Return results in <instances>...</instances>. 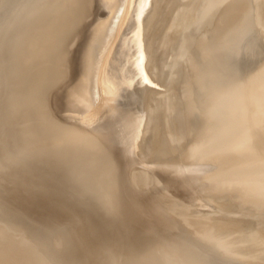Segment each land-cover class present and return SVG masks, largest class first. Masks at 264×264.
Returning <instances> with one entry per match:
<instances>
[{
    "label": "water",
    "instance_id": "1",
    "mask_svg": "<svg viewBox=\"0 0 264 264\" xmlns=\"http://www.w3.org/2000/svg\"><path fill=\"white\" fill-rule=\"evenodd\" d=\"M145 1L0 0V205L29 218L57 215L55 223L40 224L70 238L78 264H120L138 255L151 261L160 249L176 251L178 264H241L160 219L158 196L135 190L131 172L141 163L132 159L138 152L128 120L142 86L121 76L118 60L125 61L136 35V5L144 8ZM17 2L27 5L15 18ZM257 63L255 72L251 66L242 73L250 66L243 63L232 87L219 90H237L236 129L220 123L207 130L211 135L166 172L168 191L183 195L189 183L207 178L241 198L244 192L264 210V132L257 131L264 124V59ZM241 94L256 110L240 102ZM217 169L227 172L224 184L213 178ZM181 171L193 178L181 181ZM138 198L149 201L145 211L130 206Z\"/></svg>",
    "mask_w": 264,
    "mask_h": 264
},
{
    "label": "rangeland",
    "instance_id": "2",
    "mask_svg": "<svg viewBox=\"0 0 264 264\" xmlns=\"http://www.w3.org/2000/svg\"><path fill=\"white\" fill-rule=\"evenodd\" d=\"M170 1H171V3H170ZM184 1V0H183ZM205 0H191L190 1V3L188 2H186V0L184 1V2H186V3H184V2H181V0H159L157 3H153L154 5H152V7L151 8H149V14L147 15V17H146V19H147V25H146V29H145V32H144V40H145V42H147L148 43V41H149V43H150V52L152 53V55H153V50H155V52H154V56H152L151 55V62H150V68L152 69L151 71H150V73H151V75H150V77H151V79L154 81L155 80V78L156 77H159V80H161L160 82H164L163 83V85H162V87H159L160 89H158L157 91V93H155L153 96H152V98H150V100L147 102V103H145V104H143V106H142V108H143V115L140 117V119H139V121H142V123H143V128L142 129H144V131H143V135H142V138H141V146H142V150H140V152L139 153H134V155H132V159H133V157H134V159L135 160H139V162L141 163V165H140V171L143 173V179H141V181H140V186H138L137 185V187H139V188H136V186H135V190H137V189H141V190H144V191H142V192H146V193H152V194H156V196H158V199H160V201L162 202L161 204H163V203H165L164 202V200L166 201V202H169V201H167V200H172V199H174L173 200V202H176V205L174 206L175 208V211H177V212H180V213H183V209L184 208H188V205H184V204H187L188 202L189 203H191V201L193 202V199H191V196L189 195L190 194V190H191V192H193V191H195V190H197V191H195V193L196 192H198V193H196V194H198L200 197L202 196V195H204V196H202V198L201 199H203V200H201V199H199V196H197L195 193H194V195L193 196H197V200L199 201L200 200V202L197 204V206L195 207L196 209L199 207V205H201V207H199V209L200 208H203V207H206L207 208V210H206V208H203V210H202V212H201V209L199 210V209H197V210H193L194 209V206H193V209H192V211H189V213L186 211L185 213H187V214H184L185 215V217L187 216L188 217V219H187V224L188 225H183L184 227L183 228H186V226L188 227V229H193V230H195V223L194 222H206V224H209V223H220V222H223V221H228V220H230V221H232V220H241L242 218H247L248 216H253V217H250L251 218V222H254V226H255V228L256 229H258L260 232H263L262 234V236H263V239H264V210L263 209H261V208H258V206L256 205V207L254 206V204H251L252 206H250V203H248V202H245L244 203V201H245V194H244V192H243V198H241L240 200L238 199V197H236V193H238V191L236 190V189H231V188H229V187H224V186H218L217 184H216V182H210L209 181V179H207V178H204L205 180H203V181H201V180H199L198 179V182H197V180H196V183H195V185H192V186H190V190L187 192V193H185V194H183V195H180V194H178V192H175V191H168L166 188H165V186L163 185V184H165V180H167V178H166V172H170V171H172V170H175V169H169V168H171L172 166H174V165H176V164H181L182 163V161L184 160V158H185V156L188 154V152L192 149V148H194V147H196L197 145H199L201 142V139L203 138L204 139V137L208 134V133H206V131L208 130L209 132L210 131H213L214 129H215V126H216V123H215V121H216V117H213L212 116V119H205L206 118V116L204 115V113L202 112L201 113V108L200 107H196L194 104H192L191 102L189 103V105L191 104V106H193V107H191V108H194V110L195 111H200V112H198V113H200V114H202V116H201V118L200 117H198V114L197 115H195V116H197L196 118H192V117H189L190 115H193L194 113H192V114H189L188 113V111L186 112V110H185V112L187 113V114H189V116L188 115H186V117H185V120H186V125H189V127H190V130L189 129H187L188 130V133H187V131H186V133L188 134H185V133H183V134H185V136H189V137H186L185 138V140L183 141V139H181L180 137H184V135H182L181 136V134L182 133H180L181 132V130L180 131H178L179 129H178V125H180L179 124V122H180V119H181V117L179 116L180 115V113H179V115H178V113L177 112H181V115H183L184 113H182V111H184V108L185 107H189V105H186V104H182V103H187L188 104V102L187 101H184V100H182L183 98H180L181 100H179L177 97H178V95H180L181 96V94H183L184 92H187V94H188V89H185L184 87H185V85L184 84H186L187 83V85L186 86H188L189 85V81H192L193 83L191 84V87H197V85H196V81L194 80V78H190L192 75H193V72L194 71H196V69L198 68L197 67V65L199 64V63H202V64H204L205 66H206V68H207V66H208V72H207V74H209L211 77H214V79H216L217 81H218V84L220 83V86H217V87H223L224 85H226V83H223L224 82V80H227L228 81V84L226 85L227 86V88H229V86L230 87H232V84H230V82H229V80L230 79H228V78H230L232 75H234V74H230L231 72H229L230 71V66L228 65V67H224V66H226V63L227 64H229L228 63V59H227V57H228V55L231 53V52H233L234 50H237L235 47H231V45H233L232 43L233 42H231V41H234L233 39L235 38L234 36H236L237 38H235V40L236 41H238L240 38H242V41H241V39L239 40V42L241 43L242 42V44H243V41L244 40H249L250 41V43H251V41L252 42H254L255 41V43L257 44V46L255 45V43H249L251 46L252 45H255L256 47H258V49H263V50H261V51H263L262 53H264V40H263V38H264V0H253V3H250L251 2V0H223L221 3L219 2V4H218V2H217V0H213V3L212 2H209V1H212V0H208V2H207V0H206V4H208V3H210L209 4V6L208 5H206V6H208L207 8L209 9V8H211L212 6H214V5H217V6H215V7H212L211 9H209V10H212L211 12V15H209L210 13H208L207 14V12H208V9H206L207 11H206V13H205V16H204V20H206L205 22L206 23H208V21H210L208 18H211L212 20H214L215 18H217V17H220L217 21H215V23H214V21H211L212 22V28H215V26L217 27V24H221V21L223 20H226V12H228L229 10H230V8L232 7V6H235L234 4H236V8H238V7H240L239 8V10H236L235 9V7L233 8L232 7V11H234V15H237V14H240V12H241V16L240 15H237V16H235V17H233V18H235L234 20V22L232 23L231 22V20L233 19V18H231V20H230V22H229V24L227 25V27L226 28H229L230 29V31H232L233 30V35L234 36H232V34H230V32H228V36H229V34H230V38H226V36H227V32H225V31H223L224 29L226 30V31H228L226 28H222V30L220 31V30H217V31H219L220 32V34H219V32L217 33L214 29V31L215 32H213L212 33V31L213 30H211L212 28H208V27H210V25H206L207 27L206 28H208L209 30H207V29H205V27H202V26H205V24L206 23H204V24H202V26H200L201 24L199 23V21H201V19L202 18H199V16L198 15H200L201 16V14H203V11L201 12V10H202V8H204L203 6H201L202 4L203 5H205V2H204ZM216 1V2H215ZM220 1V0H219ZM167 2V3H166ZM199 2H201V4H199ZM204 2V3H203ZM143 3V2H142ZM159 3V4H158ZM212 4H214V5H212ZM221 4H223V5H221ZM254 4V5H253ZM251 5H253V6H251ZM183 6H184V8H183ZM222 6V7H221ZM231 6V7H230ZM188 7V8H187ZM202 7V8H201ZM224 7H226V9L228 10V11H226V9H223ZM230 7V8H229ZM197 8H199V11L197 12ZM168 9H170V10H168ZM183 9L184 10H186V11H184V15L182 16V14H180V13H183ZM201 9V10H200ZM218 9H220V11L218 10ZM240 9H242V10H240ZM214 10V11H213ZM217 10V11H216ZM236 10V11H235ZM222 11L224 12V14L222 13ZM231 11V10H230ZM239 11V12H238ZM169 12V13H168ZM221 13L220 15L219 14H216V13ZM237 12V13H236ZM151 13V14H150ZM195 13L196 14H198V13H201V14H198L197 15V17H196V15H195ZM233 13V12H232ZM206 14H207V16H206ZM179 15H180V17H179ZM204 15V14H203ZM214 15V16H213ZM177 16V17H176ZM239 16V17H238ZM178 17H179V19H178ZM205 17H207V18H205ZM244 19H242V18ZM247 17H249L251 20H249V18H247ZM183 18H185V21H183L184 19ZM188 18H190V19H188ZM191 18L193 19V18H197V19H199V20H197V19H193V20H191ZM237 18H239V20H237ZM177 19V20H176ZM187 19H188V21H187ZM243 20V23H244V21L246 22V26L243 24V23H237V21H239L240 22V20ZM197 20V21H196ZM204 20H202V21H204ZM242 20H241V22H242ZM248 20L250 21L249 23H248ZM184 22V25H181V23H183ZM233 21V20H232ZM185 22H187V23H185ZM179 23V24H178ZM189 23H191V24H189ZM193 23H195V24H197V25H194ZM198 23H199V25H198ZM203 23V22H202ZM234 23H235V25H237V26H235L234 25ZM177 24V25H176ZM189 25V27H191V25H193V27H192V29H189V27H187V25ZM233 24V25H232ZM241 24H243L242 26H240V27H238L239 25H241ZM179 25H181L182 27L183 26H185V27H183V28H180V26ZM222 25V24H221ZM181 29V30H184L183 32H181V31H179L178 33H175V32H177L178 30H180V29H178V27ZM202 27V28H204V30L205 31H201L200 29H202V28H200V27ZM235 26V27H234ZM194 27H199V28H196V30H193V28ZM224 27V26H223ZM243 27V28H242ZM185 28V29H184ZM231 28H233V29H231ZM253 28H254V30H253ZM241 29V30H240ZM255 29H257V30H255ZM177 30V31H176ZM188 30V32H186ZM191 30V31H190ZM199 30H200V32H199ZM238 30V31H237ZM242 30L243 31H245V33L244 32H242ZM252 30V31H251ZM175 31V32H174ZM206 31H210V32H206ZM240 31V32H239ZM253 31H255V33H257L258 35H257V37H259L260 35H259V33L262 35L261 37H259V38H256L255 37V33H253ZM258 31V32H257ZM184 32L186 33V34H184ZM193 32V33H192ZM195 32H199L197 35H199V36H197V35H195ZM202 32H205V38L203 37V33ZM235 32H239V33H242L243 35H240V34H238V33H235ZM190 33H192V34H190ZM200 33H201V35H202V37L200 36ZM210 33V34H209ZM217 34V35H222V36H217L216 37V39H215V36L213 35V34ZM176 34H179L180 35V37L181 36H183V38H181V41H180V37L178 38V36L176 35ZM240 35L239 37H238V35ZM186 35H188V36H195V37H193V38H191V37H186ZM225 35V36H224ZM247 35V36H246ZM173 36V37H172ZM185 36V37H184ZM207 36H209V37H207ZM211 36V37H210ZM214 37V39H215V41H214V43H210L211 41H209L211 38L213 39V37ZM232 36V37H231ZM242 36V37H241ZM247 38H246V37ZM172 37V38H171ZM175 37V38H174ZM222 37H225L226 39H222ZM245 37V39L243 40V38ZM187 38V40H185ZM190 38V39H189ZM201 38H203V39H201ZM217 38H219V40L217 39ZM174 41V39H175V41L172 43V44H174L175 43V45L174 46H170L171 44V42H172V40ZM179 39V40H178ZM195 41H194V40ZM223 40L222 41V43H219L221 40ZM227 39H232V40H227ZM261 39H262V41H261ZM183 40V41H182ZM191 41V42H194V43H190V42H185V41ZM202 40V41H201ZM207 40V41H206ZM217 40V41H216ZM179 42L180 44H182V45H178V43H176V42ZM236 41H234V44L236 45V46H240L239 44V42H236ZM249 41H247V43L249 42ZM195 42H198V45H199V43L201 42V45H202V47H203V49L202 48H199L198 46H196L195 44ZM216 42H218V44H216ZM231 42V44L229 45V43ZM245 42V41H244ZM185 43V45H183ZM223 43H225V45L223 44ZM247 43H244L246 46H247ZM186 44H189V45H186ZM194 45V47L196 48V49H199V51H200V53H199V51L198 50H196L194 47H193V49H191L192 48V46L191 45ZM205 44V45H204ZM211 44H212V46H211ZM215 44V45H214ZM222 45V47H220L219 45ZM238 44V45H237ZM241 44V45H242ZM177 46V48H175ZM182 46H184V47H182ZM208 46V47H207ZM227 46V48L230 46V48L229 49H226L225 48V51L223 50L224 49V47H226ZM244 46V45H243ZM243 46H241V47H243ZM251 46H249L248 48L249 49H252V47ZM259 46H261L260 48H259ZM211 47H213V48H215V49H213V48H211ZM218 49H217V48ZM182 48V49H181ZM184 48L185 49H187V50H185V51H183L184 50ZM209 48H211V49H209ZM220 48H222V49H220ZM244 48H246L247 50H248V48L247 47H245L244 46ZM254 48V47H253ZM153 49V50H152ZM169 49V50H168ZM208 49V50H207ZM233 49V51H231ZM242 49V51H243V53H244V51H246V49L245 50H243V48H241ZM193 50V51H192ZM217 50H220V51H217ZM223 52H222V51ZM228 50V51H227ZM229 50L231 51V52H229ZM238 50L240 51V47H238ZM253 50H257V48H255V49H252V50H248L247 52H245L244 54L245 55H247L246 53H248L249 51H250V53L249 54H251V56H253V53H255V51H253ZM259 50V51H260ZM188 51V53H189V51L192 53H194L195 52V54H189L188 55V57L190 56V55H192V56H190L189 58L187 57V54H186V52ZM203 51H204V53H203ZM207 51V52H206ZM216 51V53H214V54H212V52H215ZM252 51H253V53H252ZM258 51V50H257ZM256 51V52H257ZM165 53V54H162V53ZM183 52H185V58H186V60H191V59H193L191 62H189V61H186L185 60V62L187 63H189L188 65L187 64H183V62H184V60L183 59H185L184 58V54H181V53H183ZM218 52H222V54L224 53V55L222 56V54H221V57H224V58H219V56H220V54L218 53ZM226 52H228V53H226ZM236 53L235 54H237L238 55V53L241 55L242 53H241V51L240 52H237V51H235ZM159 53H161V54H159ZM198 53V54H197ZM203 53V54H202ZM207 53H209V54H207ZM258 53V52H257ZM212 54V55H211ZM216 54H219V55H216ZM227 54V55H226ZM260 55H258L257 54V56H255L256 54H254V57H258V58H253V57H251L250 58V56L249 55H247V56H249V57H243V55L242 56H240V57H242V59L244 58H246V59H248V58H250L249 60H246V61H250V62H252V63H249V65L250 66H256V65H252L253 63H254V61H255V59H256V61H260V59H264L263 57H262V55L263 54H261V53H259ZM204 56V58L206 59V57H207V61L209 60V62H210V64H208V63H205V62H203V61H206L205 59H202L203 58V56ZM181 56H183L182 57V61H179L178 62V60H180L179 58H181ZM209 56H211V58L209 57ZM213 56H215V57H213ZM217 56V57H216ZM191 57H195V58H191ZM198 59H197V58ZM201 57V58H200ZM209 57V58H208ZM201 60H200V59ZM214 58V59H213ZM238 58H239V56H238ZM253 58V60L251 61V59ZM196 59H197V61H198V64L196 63ZM213 59V60H212ZM239 59H241V58H239ZM210 60H212V62L210 61ZM214 60H216L217 61V63L218 62H220V64H218V65H220L219 67H221V66H223V67H221V68H216V66H218L216 63H213V61ZM219 60H221V61H219ZM223 60H225V61H223ZM199 61H202V62H199ZM223 61V62H222ZM227 61V62H226ZM244 60H242V62H243ZM255 61V63L254 64H258L257 62ZM258 61V62H259ZM180 62H181V64L183 65V66H180L181 64H180ZM215 62V61H214ZM226 62V63H225ZM190 63L191 64H194V66L193 65H190ZM196 63V64H195ZM211 63H213V65L215 66H210L211 65ZM224 63H225V65H224ZM243 63H245V62H243ZM231 65V64H230ZM179 66H180V70H179V72H178V68H179ZM184 66H186V68L184 67ZM249 66V67H250ZM193 68V71H191V70H189L190 68ZM195 67H197L196 69H195ZM209 67H211V68H209ZM248 67V68H249ZM257 67V66H256ZM189 68V69H188ZM191 68V69H192ZM213 68H215V69H213ZM227 68H229L228 70H226ZM247 68V69H248ZM181 69H184V70H181ZM211 69H213L212 71L213 72H211ZM220 69V70H219ZM246 69V70H247ZM186 70H188V71H186ZM223 70H224V73L225 72H227L226 74L227 75H225V74H223ZM244 71V73H246L247 71ZM253 70L255 71L256 69L255 68H253ZM190 71L192 72V73H190ZM209 71L211 72V74L209 73ZM222 72V74H221V76H220V78H219V72ZM250 71H251V68H250ZM182 72V73H181ZM215 72V73H214ZM149 73V74H150ZM181 73V74H180ZM243 73V72H242ZM178 74H180L181 76H177ZM186 74V77L188 76V74L190 75V74H192L190 77L188 76L187 78H184V76L183 75H185ZM218 74V78H217V75ZM206 75V74H205ZM205 75H204V78H203V84H205V85H207L208 86V90H209V87L210 88H212V86L213 85H217V81H215V80H213V78H211L209 75L207 76V77H205ZM230 75V76H229ZM176 77H178V78H181V79H179V80H184L185 81V83H183L182 85L184 86H180V87H183V89H185L186 91H180V90H182V89H180V90H178L179 88H178V85H180L181 84V82H184V81H177L178 80V78L177 79H174V78H176ZM211 79H210V78ZM224 77H228V78H224ZM234 77V76H233ZM190 78V79H189ZM206 78V79H205ZM207 78H209L210 80H213V81H210L209 79V81L211 82H208L207 81ZM223 78H224V80H223ZM232 78V77H231ZM223 81L222 83L224 84H221V80ZM172 80V81H171ZM239 80V79H238ZM150 82V80H149V83L150 84H148V85H150V87H155L154 86V82ZM173 81H175V82H173ZM146 82V81H145ZM180 82V83H179ZM226 82V81H225ZM236 82V81H235ZM213 83V84H212ZM230 84V85H229ZM172 85H174V86H172ZM222 85V86H221ZM158 86V85H157ZM226 86H224V87H226ZM223 87V88H224ZM174 89V90H173ZM213 90L211 91V92H213V95H212V97H214L213 98V100H215V101H213L212 100V103H213V106H214V108L216 109V110H219V108H221V107H219L221 104H223L224 103V101H225V99H226V95H224V94H222L221 92L219 93L218 91H215V90H217V89H215L214 90V88H212ZM222 89V88H221ZM170 91V92H169ZM175 91H177V92H175ZM178 91H180V92H182V93H180L179 94V92ZM219 94H218V93ZM187 94H184V95H186V96H188ZM211 94V93H210ZM216 94V95H215ZM218 95V96H217ZM174 96H176L175 98H174ZM183 96V95H182ZM185 96V97H186ZM184 97V96H183ZM189 97V96H188ZM191 97V96H190ZM192 98V97H191ZM191 98H185L186 100H191ZM174 99H177V100H179V102H181V101H183V102H181V103H179L177 100V102L176 103H178V104H175V100ZM216 99H218V100H216ZM192 101V100H191ZM193 102V101H192ZM173 104H175V105H173ZM183 105V106H181V105ZM218 104H220V105H218ZM138 105V104H137ZM184 105H186L185 107H184ZM173 107L175 108H177V109H175V110H180V111H177V112H173ZM180 107H184V108H182V111H181V109H180ZM212 107V106H211ZM223 107V106H222ZM191 108H189V109H191ZM196 108L198 109H200V110H196ZM185 109H187L188 110V108H185ZM135 111V110H134ZM191 111L193 112V110L191 109ZM190 111V112H191ZM136 112H138V109L136 110ZM145 113V114H144ZM173 113V114H172ZM196 113V112H195ZM171 115V116H170ZM175 116H178L179 118H175ZM184 116V115H183ZM189 117V119H188V117ZM200 116V115H199ZM160 117V118H159ZM171 117H172V119H171ZM174 117V118H173ZM157 118V119H156ZM191 118V119H190ZM208 118V117H207ZM175 119V120H174ZM178 121H177V120ZM196 119V120H195ZM197 119L199 120L198 121V123L200 122V127H198V123H197ZM202 119H204V120H202ZM176 123H177V126H176ZM188 123V124H187ZM191 124V125H190ZM160 126V130H159V132H156L155 131V129H156V127L157 126ZM197 125V126H196ZM195 127V128H197L196 130H195V128H193V131H191L192 130V127ZM211 127V128H210ZM171 128L174 130H172L171 131ZM186 128V127H185ZM147 129V130H146ZM261 129H262V131H261ZM186 130V129H185ZM202 130V131H201ZM190 131H191V133L193 132V134H194V136L196 137V138H198V139H192L191 137L193 136L191 133H190ZM257 131L258 132H264V124H262V123H260L259 125H258V127H257ZM197 133V135L195 134V133ZM164 133V134H163ZM176 133V134H175ZM189 133H190V135H189ZM173 134V135H172ZM198 135H201L200 136V138H199V136ZM158 136H162V137H164L165 138V140L167 139V141H169L168 143H169V145L170 146H173V148H175L174 150H173V152L171 153L172 155H170V154H168L167 152H160V153H155V154H152V152H153V150L152 149H155V147L156 146H153L154 144H152L151 142L153 141V139H154V137H158ZM167 136V137H166ZM176 136H179V139H177V141H176V139L175 138H178V137H176ZM189 138V139H188ZM159 139H160V137H159ZM175 139V140H174ZM180 139L183 141V142H186V143H188V144H184L185 145V147L183 146V145H181V144H183V143H181L180 142ZM187 139L188 140H194V141H191V143H190V145H189V141H187ZM176 141V142H170V141ZM158 141H160V140H158ZM181 143H179V142ZM195 141H197V142H195ZM179 143V145H177L176 144V146H175V143ZM193 143V144H192ZM150 144H151V148H149L150 147ZM172 144V145H171ZM169 147V146H168ZM179 147H181V149L182 148H184V153H185V149H186V153L184 154L183 153V150H182V153H181V151L179 150ZM189 147V148H188ZM191 147V148H190ZM178 149V150H177ZM189 151H188V150ZM155 150H159V149H155ZM172 150V149H171ZM174 151H179V152H174ZM257 151H261V149H258ZM167 153V154H166ZM140 156H139V155ZM177 154H178V156H179V158H175L176 156H177ZM180 154H181V156H180ZM152 155H154V156H152ZM157 155H158V157H157ZM162 155H164L163 156V158L162 159H160L161 158V156ZM172 156L171 157V159H172V161H169L168 163H166L165 164V162H163V164L164 165H162V166H156V165H160V164H157V163H162L161 162V160L162 161H168L170 158V156ZM173 155H175V156H173ZM183 155V156H182ZM185 155V156H184ZM142 156V157H141ZM149 156V157H148ZM177 156V157H178ZM145 157H147L148 159H144ZM154 157V158H153ZM183 157V158H182ZM141 158H142V160H141ZM150 158V159H149ZM157 158V159H156ZM166 158H168V159H166ZM175 158V159H174ZM174 159V160H173ZM179 159V160H178ZM134 160V161H135ZM153 160H155V161H153ZM178 160V161H177ZM148 161V162H147ZM145 162H147L148 163V167H145V166H147V163H145ZM151 162V163H150ZM154 162V163H153ZM174 162V163H173ZM184 162V161H183ZM144 163V164H143ZM155 163H156V165H155ZM169 163H173V164H169ZM151 164H153V167L154 168H156V167H160L161 169H159V171H161V170H163V171H161V172H159V171H157L158 169H155V170H151L150 168H151ZM168 164V165H167ZM143 165V166H142ZM166 165H167V167H166ZM133 166V165H132ZM141 167H143V168H147L146 170L145 169H141ZM150 167V168H149ZM164 167H166V168H164ZM153 168V169H154ZM142 170H144V171H142ZM149 170H151V171H149ZM170 170V171H169ZM145 171H148V172H146V174H145ZM153 171H155V173L157 174V175H159V177L157 178H154V177H152V175H151V179H153V180H151L154 184H151V185H149V183H152L151 181H148V180H150V176H149V174H151ZM157 172H159V173H157ZM154 173V174H155ZM153 174V175H154ZM157 175H155V176H157ZM149 176V177H148ZM149 178V179H148ZM156 179H158L157 180V182H156ZM142 184H148V185H146L145 187H147V188H145L144 187V185H142ZM150 186V187H149ZM166 189V190H165ZM194 189V190H193ZM193 190V191H192ZM198 190H200V191H198ZM204 190H205V192H204ZM207 190V191H206ZM220 190V191H219ZM236 191V193L234 194V196L235 197H233V198H230L231 196H233V194L230 196V195H228L227 196V194H230L231 192H234V191ZM209 191V192H208ZM218 192L219 191V193H217V194H215L216 192ZM223 191H225V193L226 192H230V193H222ZM201 193V194H200ZM212 193V194H211ZM221 193V194H220ZM163 194H166L167 195V197H166V195H163ZM192 194V193H191ZM207 196H206V195ZM212 195V196H210V195ZM222 194H224V196L222 195ZM239 194V193H238ZM238 194H237V196H238ZM168 195H170L169 197H168ZM187 195H189V196H187ZM216 195H218V196H216ZM161 196H163V198L161 197ZM171 196L173 197V198H171ZM193 196H192V198H193ZM210 196V197H209ZM216 196V197H215ZM176 197L178 198L179 197V199H176ZM187 197H189V199L191 200V201H189V199H187ZM203 197H206V199H204ZM230 198V200H229V198ZM185 200H184V199ZM217 198V199H216ZM220 198V199H219ZM235 198V199H234ZM237 198V199H236ZM13 199V198H12ZM164 199V200H163ZM244 199V201H241V200H243ZM15 200V199H14ZM181 200H183V201H181ZM205 200H207V202L209 201V200H211V201H209V202H211L210 203V205L209 204H207L206 202H204ZM232 200H233V202L234 203H231L232 202ZM235 200V201H234ZM238 200H239V202H238ZM182 203H184V204H182ZM214 201V202H213ZM223 201V202H222ZM224 201H226V202H224ZM172 202V201H171ZM170 202V203H171ZM178 202V203H177ZM187 202V203H186ZM238 202V203H237ZM252 202V201H251ZM181 203V204H180ZM200 203H205V204H200ZM177 204H180V205H182L181 206V208H180V205H177ZM192 204V203H191ZM213 204V205H212ZM203 205H205V206H203ZM179 206V207H178ZM187 206V207H186ZM243 206V207H242ZM190 208H191V206H189ZM249 207V208H248ZM205 209V210H204ZM261 209V210H260ZM4 210V209H3ZM199 210V211H198ZM209 210H211V211H209ZM257 211V212H256ZM0 212L3 214V215H5V216H7V218H9V216L12 218L11 220H14V221H16V219H18V218H15V217H12L13 216V214H10L9 212H7V211H2V210H0ZM250 212V213H249ZM262 212H263V214H262ZM202 213V214H201ZM252 213V214H251ZM254 214V215H253ZM171 215H173V213H171ZM256 215V216H255ZM174 217H172V216H170L171 218H172V220H174V221H176V222H182V220L180 219V218H178V217H181L179 214H176L175 213V215H173ZM178 216V217H177ZM23 218H27V221L29 220V222L31 221L32 222V220H31V218H29V217H27V215H24V216H22ZM206 217V218H205ZM239 217V218H238ZM256 217H258V218H256ZM180 220V221H179ZM189 220H190V222H189ZM254 220H257V221H254ZM192 227H191V226ZM45 226H48V225H45ZM51 226V225H50ZM52 228H51V230L49 229L48 231H50L51 232V234H52V236H51V239H48L49 240V244L47 245V246H49V248H42L43 249V251L41 250V249H39V248H37L36 250H37V252L38 253H40V254H42L41 255V258L43 259V257H46V262L48 261V264H52L53 262L50 260L51 258H54V260L55 259H57V258H60L61 256L63 257L64 255V252H66V251H68L70 248L72 249V245L69 243V240H70V238H68L67 236H66V234H64L63 232H62V230L61 229H59L58 227H53V226H51ZM191 227V228H190ZM17 228L16 227H14V228H12V229H9V231H11V233H17L16 231H14V230H16ZM187 232L189 233H191V232H193L192 230H187ZM60 234V237H59V234ZM197 233H199V232H197ZM228 235H230V237L231 236H233V234H231L230 233V231H228ZM54 234V235H53ZM192 234V233H191ZM17 235H18V233H17ZM195 235H197V234H195ZM201 235V234H200ZM220 235H225V234H223V233H220ZM55 236V237H54ZM197 236H199V234L197 235ZM63 237V238H62ZM57 238H59L60 239V241L59 242H55L56 240H57ZM32 241V242H31ZM30 242H28V244H27V246L25 247L26 249H27V247L29 246V247H32V246H30V245H32V244H34L35 242H39V240L37 239V241L35 240V241H33V240H31ZM53 242L55 243V245L53 244ZM262 242V241H261ZM53 246H51V245ZM55 247H57L58 249H56ZM61 247V248H60ZM62 248H65V249H62ZM59 250H60V253H59ZM57 251V256H56V254L54 253V252H56ZM44 253H46V254H44ZM58 253H59V256H58ZM50 257V258H49ZM57 257V258H56ZM72 257H73V259H75V255H73L72 254ZM53 260V259H52ZM56 261V260H55ZM54 261V262H55ZM55 264V263H54Z\"/></svg>",
    "mask_w": 264,
    "mask_h": 264
},
{
    "label": "bare ground",
    "instance_id": "3",
    "mask_svg": "<svg viewBox=\"0 0 264 264\" xmlns=\"http://www.w3.org/2000/svg\"><path fill=\"white\" fill-rule=\"evenodd\" d=\"M159 0H146L145 1V3H144V5H145V7L143 8L141 5V7H139V5L137 4L136 6H137V10H138V12L136 13V14H138V15H136V17H137V19H136V35H135V39H134V41H132V44L130 45V44H128V46H129V49H128V51H125V57H124V60L125 61H127V62H125V61H123L122 62V60L120 59V60H118V64H119V69H120V74H121V76H123L124 78H125V80H128V82L131 80V79H134V81L137 83V84H140V86H142L141 88L142 89H140L141 90V93H142V95L140 96V101H139V108H137L138 109V112H135V114L134 115H132L131 116V118L128 120V122L130 121L134 126H135V128H134V138L132 139V142H133V144H134V149H135V151L136 152H140V150H142L143 148H142V144H141V138H142V135H143V131H144V129H142L143 128V123H142V121H139V119H140V117L143 115V108H142V106H143V104H145V103H147L149 100H150V98H152V96L155 94V93H157L158 91V89H160L159 87H162V85H163V83L165 82H160L161 80H159V77H156L155 78V82L151 79V77H150V75H151V73H150V71L152 70L151 68H150V62H151V55H152V53L150 52V43H149V41H148V43L147 42H145V40H144V32H145V29H146V25H147V19H146V17H147V15L149 14V10L146 8L147 7V5H148V8L150 7H152V5H154L155 3H157ZM185 1V0H184ZM183 0H181V2H184ZM190 1L191 0H186V2L188 3H190ZM223 0H217V2H218V4H219V2L221 3ZM144 2V1H143ZM186 2H184V3H186ZM205 2V5H201V6H205L204 8H202V10H201V12L203 11V14H201V13H198V14H201V16L200 15H198V14H196L195 13V15H196V17H197V15L199 16V18H202L201 19V21H199V23L201 24L200 26H202V24H204V23H206L205 21L206 20H204V16H205V13H206V9H208L207 7L209 6V4L210 3H208V4H206L207 2H208V0H207V2H206V0L204 1ZM203 2V3H204ZM209 2H212L213 3V0L212 1H209ZM216 2V1H215ZM154 3V4H153ZM167 3V2H166ZM170 3H171V1H170ZM250 3H253V0H251V2ZM143 4V3H142ZM159 4V3H158ZM199 4H201V2H199ZM27 4H21V3H16V5L14 6V8H13V12H12V14H13V16H15V18L17 17V15L19 14V12H20V10H22L23 9V7L24 6H26ZM206 5H208V6H206ZM212 5H214V4H212ZM221 5H223V4H221ZM235 6H236V4H234ZM254 5V4H253ZM253 5H251V6H253ZM215 6H217V5H214V6H212V7H215ZM210 7V6H209ZM211 7V8H212ZM222 7V6H221ZM231 7V6H230ZM229 7V8H230ZM237 7V6H236ZM235 7V9L236 10H239V8L240 7H238V8H236ZM183 8H184V6H183ZM188 8V7H187ZM211 8H209V9H211ZM234 8V7H233ZM198 10H197V12L199 11V8H197ZM208 9V12H207V14L208 13H210L209 15H211V11L212 10H209ZM223 9H226V7H224ZM146 12H145V11ZM168 10H170V9H168ZM219 11H220V9H218ZM231 10H233V9H231ZM235 10V11H236ZM240 10H242V9H240ZM139 11L141 12V14H143L144 12H145V14H143V16H141L140 15V17H139ZM184 11H186V10H184L183 9V13H180V14H182V16L185 14L184 13ZM214 11V10H213ZM217 11V10H216ZM226 11H228L227 9H226ZM233 12V17H235V16H237V15H240L241 16V12H240V14H237V15H234V11H232ZM239 12V11H238ZM169 13V12H168ZM216 13V12H215ZM222 13L224 14V12L222 11ZM237 13V12H236ZM151 14V13H150ZM207 14H206V16H207ZM216 14H219V13H216ZM221 14V13H220ZM219 14V15H220ZM214 16V15H213ZM177 17V16H176ZM179 17H180V15H179ZM179 17H178V19H179ZM239 17V16H238ZM205 18H207V17H205ZM220 17H217V18H215L214 20H212L211 18H208L210 21H208V23H206L205 24V26H202V27H205V29H207V30H209L208 28H212V22L211 21H214V23H215V21H217L218 19H219ZM242 18V17H241ZM247 18H249V17H247ZM184 20L183 21H185V18H183ZM188 19H190V18H188ZM188 19H187V21H188ZM193 19H197V18H193ZM192 18H191V20H193ZM235 18H233L232 20H231V22L233 23L235 20H234ZM243 19V18H242ZM241 19V20H242ZM245 19V18H244ZM243 19V20H244ZM177 20V19H176ZM197 20H199V19H197ZM196 20V21H197ZM202 20H204V21H202ZM237 20H239V18H237ZM241 20H240V22L239 21H237V23H243V20H242V22H241ZM249 20H251L250 18H249ZM248 20V23L250 22ZM182 21V22H183ZM203 22V23H202ZM227 22H228V20H227ZM185 23H187V22H185ZM199 23H198V25H199ZM221 23H222V25L224 26L225 25V22H223V20L221 21ZM179 24V23H178ZM188 24V23H187ZM186 24V25H187ZM189 24H191V23H189ZM194 25H197V24H195V23H193ZM244 25L246 24V22L244 21V23H243ZM243 24H241V25H239L238 27H240V26H242ZM177 25V24H176ZM181 25H184V22L183 23H181ZM181 25H179L180 26V28H183V27H185V26H181ZM208 25H210V27H208V28H206ZM219 25H221V24H217V26H219ZM228 25V24H227ZM233 25V24H232ZM234 25H235V23H234ZM243 25V26H244ZM199 26V27H200ZM235 26H237V25H235ZM234 26V27H235ZM246 26V25H245ZM178 27V26H177ZM187 27H189V25H187ZM192 27H193V25H191V27H189V29H192ZM199 27H194L193 28V30H196V28H199ZM202 27H200V28H202ZM179 27H178V29H180ZM199 28V29H200ZM225 28V27H224ZM241 28V27H240ZM243 28V27H242ZM185 29V28H184ZM215 30L217 33L219 32V31H217V30H219V28L218 27H216L215 26V28H212L211 30ZM228 31H226L225 29L223 30V31H225V32H227V36H226V38L228 37V38H230L229 36H230V34H232V36H234L233 35V30L232 31H230V29L229 28H226ZM231 29H233V28H231ZM201 31H205L204 30V28H202V29H200ZM200 30H199V32H200ZM212 31V33L213 32H215V31ZM221 30H222V28H221ZM220 30V31H221ZM241 30V29H240ZM253 30H254V28H253ZM255 30H257V29H255ZM177 31V30H176ZM179 31H181V32H183L184 30H178L177 32H175V33H178ZM191 31V30H190ZM197 31V30H196ZM238 31V30H237ZM252 31V30H251ZM186 32H188V30L186 31ZM198 32V33H199ZM206 32H210V31H206ZM228 32H230V34H229V36H228ZM240 32V31H239ZM239 32H235V33H238V34H240V35H243L242 33H239ZM242 32H244L245 33V31H243L242 30ZM258 32V31H257ZM189 33V32H188ZM193 33V32H192ZM192 33H190V34H192ZM197 32H195V35H197L198 34ZM203 33V37L205 38V32H202ZM253 33H255V31H253ZM184 34H186L185 32H184ZM210 34V33H209ZM219 34H220V32H219ZM237 34V35H238ZM262 34V33H261ZM260 33H259V37H261L262 35H261ZM177 36H178V38L180 37V35L179 34H176ZM214 36H215V39H216V37L217 36H219V35H217V34H213ZM240 35H238V37L240 36ZM257 33H255V37L256 38H259V37H257ZM188 35H186V37H187ZM197 36H199V35H197ZM200 36L202 37V35H201V33H200ZM220 36H222V35H220ZM219 36V37H220ZM225 36V35H224ZM231 36V37H232ZM247 36V35H246ZM245 36V37H246ZM173 37V36H172ZM171 37V38H172ZM185 37V36H184ZM188 37H191V38H193V37H195V36H188ZM207 37H209V36H207ZM211 37V36H210ZM213 37V36H212ZM235 38H237L236 36H234ZM242 37V36H241ZM245 37L243 38V40L245 39ZM175 38V37H174ZM181 38H183V36H181L179 39H180V41H181ZM196 38V37H195ZM225 37H222V39H226ZM235 38L233 39L234 41H236L235 40ZM247 38V37H246ZM178 39V40H179ZM190 39V38H189ZM201 39H203V38H201ZM215 39H214V37H213V39L211 38L209 41H211L210 43H214V41H215ZM218 40H219V38H217ZM241 39V41H242V38H240ZM239 39V40H240ZM172 40V39H171ZM185 40H187V38L185 39ZM194 40V39H193ZM221 40V39H220ZM227 40H229V39H227ZM230 40H232V39H230ZM229 40V41H230ZM239 40L238 41H236V42H239ZM263 40H264V38H263ZM174 41H175V39H174ZM173 40H172V42L170 43L171 45L170 46H174L175 45V43L174 44H172L173 42H174ZM179 41V42H180ZM183 41V40H182ZM195 41V40H194ZM202 41V40H201ZM207 41V40H206ZM217 41V40H216ZM222 41L223 40H221L219 43H222ZM234 41H231V42H233L232 44L233 45H231V47L233 46V47H235L237 50H235V51H237V52H240L241 51V55L238 53V55L237 54H235L236 52H231L230 54L228 53V52H226V53H228L229 55H228V57H227V59H228V63L229 64H227L226 62V66H224V67H228V65L230 66L229 68H230V71L228 70L229 68H227L226 70H228L229 72H231L230 74H234V75H232L230 78H228V77H224V78H228V79H230L229 81H231L232 79H233V76H234V79H235V77H236V75H235V73L236 74H238L237 72H234V71H239V69H240V67L243 65V62H247L246 60H249L251 57H253V58H258V57H254V54H256L255 56H257V54L258 55H260L259 53H261V54H263L264 55V53H262L263 51H261V50H263V49H258V47H256L257 46V44L255 43V41L254 42H252L251 41V43L253 44V43H255V45H250L251 43H250V41L249 40H247V41H249L248 43H247V41L246 40H244L243 41V44H242V42L239 44L240 46H236L235 44H234ZM261 41H262V39H261ZM178 41L176 42V43H178V45H182V44H180ZM185 42H190V43H194V42H191V41H185ZM231 42L229 43V45L231 44ZM196 44V46H198L199 48H202L203 49V47H202V45H201V42L199 43V45H198V42H195ZM244 43H247V46L244 44ZM250 43V44H249ZM216 44H218V42H216ZM224 45H225V43H223ZM242 44V45H241ZM183 45H185V43L183 44ZM186 45H189V44H186ZM205 45V44H204ZM215 45V44H214ZM238 45V44H237ZM245 47H249V46H251L252 47V49H255V48H257V50H253V51H255V53H253V51H252V53H253V56H251V54H249L250 53V51L248 52V53H246L247 55H249L250 56V58H248V59H242V57H240V56H242L243 55V57H249V56H247V55H245L244 53L245 52H247L248 50H252V49H249L248 48V50L246 49V48H244V46ZM192 46V48L191 49H193V47H194V45L192 44L191 45ZM211 46H212V44H211ZM220 47H222V45L220 44L219 45ZM241 46H243V47H241ZM182 47H184V46H182ZM208 47V46H207ZM232 47V48H233ZM238 47H240V51L238 50ZM254 47V48H253ZM261 46H259V48H260ZM175 48H177V46L175 47ZM195 48V47H194ZM211 48H213V47H211ZM211 48H209V49H211ZM217 48V47H216ZM223 48V47H222ZM222 48H220V49H222ZM225 48L226 49H229L230 48V46L227 48V46L226 47H224V51H225ZM241 48H243V50H245L246 49V51H244V53H243V51H242V49ZM182 49V48H181ZM196 49V48H195ZM213 49H215V48H213ZM218 49V48H217ZM231 49V48H230ZM153 50V49H152ZM169 50V49H168ZM185 50H187V49H185L184 48V50L183 51H185ZM196 50H198L199 51V49H196ZM208 50V49H207ZM260 50V51H259ZM193 51V50H192ZM217 51H220V50H217ZM222 51V50H221ZM228 51V50H227ZM258 53H257V52ZM154 52H155V50H153V55L152 56H154ZM207 52V51H206ZM223 52V51H222ZM222 52H218L219 54H220V56H219V58L221 57V54H222ZM229 52H230V50H229ZM162 53V52H161ZM161 53H159V54H161ZM188 53V51L186 52V54ZM191 52L189 51V53L187 54V57H188V55L190 54ZM199 53H200V51H199ZM203 53H204V51H203ZM202 53V54H203ZM214 53H216V51L215 52H212V54H214ZM162 54H165V53H162ZM181 54H184V58H185V52H183V53H181ZM191 54H195V52L193 53H191ZM198 54V53H197ZM207 54H209V53H207ZM211 54V55H212ZM219 54H216V55H219ZM224 55V53L222 54V56ZM227 55V54H226ZM262 55V56H263ZM190 56H192V55H190ZM189 56V57H190ZM203 56V55H202ZM225 56V55H224ZM238 56H239V58H241V59H239L238 58ZM182 57L183 56H181V58H179L180 60H178V62L179 61H182ZM186 57V58H187ZM188 57V58H189ZM210 58H211V56H209ZM208 57V58H209ZM213 57H215V56H213ZM217 57V56H216ZM186 58L185 59H183L184 60V62H183V64H189L188 62L186 63L185 62V60H186ZM191 58H195V57H191ZM197 58V57H196ZM201 58V57H200ZM199 58V59H200ZM221 58H224V57H221ZM253 58L251 59V61L253 60ZM198 59V58H197ZM197 59H196V63L198 64V61H197ZM202 59H205L204 58V56H203V58ZM206 59H207V57H206ZM205 59V60H206ZM214 59V58H213ZM212 59V60H213ZM225 59V58H224ZM193 59H191V60H186V61H189V62H191ZM201 60V59H200ZM212 60H210L211 62H212ZM242 60H244L243 62H242ZM261 60V59H260ZM215 61V62H214ZM213 61V63H216L217 65L218 64H220V62H218L217 63V61L216 60H214ZM219 61H221V60H219ZM223 61H225V60H223ZM222 61V62H223ZM255 61H256V59H255ZM255 61H254V63H255ZM259 61V60H258ZM258 61H256V62H258ZM199 62H202V61H199ZM203 62H205V63H208V64H210V62H209V60L207 61H203ZM249 63H252V62H250V61H248ZM195 63V64H196ZM213 63H211V65L210 66H214L213 65ZM225 63H224V65H225ZM252 64V65H256V66H258V64ZM180 64H181V62H180ZM231 64V65H230ZM190 65H193L194 66V64H191L190 63ZM245 65V64H244ZM251 65V64H250ZM180 66H183L182 64L180 65ZM180 66H179V68H178V72H179V70H180ZM220 65H218V66H216V68H218ZM236 66L238 67L237 69H236ZM256 66L254 67H251V68H255L256 69ZM185 68H186V66H184ZM198 67V68H197ZM197 67H195V69H196V71H194L193 72V75L192 74H188V76L190 77L191 75V79L192 78H194V80L196 81V85H197V87L195 88V87H191V84L193 83L192 81H189V85L188 86H186L187 85V83L186 84H184L185 85V87L182 85L183 83H185V81L184 80H179V79H181V78H178V77H176V78H174V79H177L178 78V80L177 81H184V82H181V84L180 85H178V88L180 87V86H183L185 89H188L187 91H188V94H187V92H184V91H186L185 89H183V87H180L178 90H180V89H182V90H180V91H183L184 93L183 94H181V96L180 95H178V99L179 100H181L180 98H183L182 100H184V101H187L188 102V104L185 102V103H182V104H186V105H189V103L191 102L192 104H194L196 107H200L201 108V110L198 108H196V110H200L201 111V113L203 112L204 113V115L206 116V118L205 119H212V116L213 117H216L219 121H218V123H216L217 125H219L220 123H222L223 125H229L231 128V131H234L235 129H236V120L239 122V120L238 119H236L235 117H234V115H235V109H236V105H237V102H239V100H238V93H237V90H232L231 92H229V93H227L226 94V99H225V101H224V103H226L227 105H225L224 103L223 104H218V105H220L221 106V108H219V110H216L215 108H214V106H213V103H212V100H213V98L215 97H212V95H213V92H211L213 89L212 88H214V90L215 89H217V90H215V91H218L219 92V90L222 88V87H217V86H220V83L218 84V81L216 80V79H214V77H211L209 74H207V72H208V66H207V68H206V66L204 65V64H202V63H199L198 65H197ZM215 67V66H214ZM221 67H223V66H221ZM221 67H219V68H221ZM249 67V68H250ZM192 68V67H191ZM189 69V70H191V71H193V68L192 69ZM209 68H211V67H209ZM247 69V70H249L250 71V69ZM213 69H215V68H213ZM213 69H211V72H213L212 70ZM181 70H184V69H181ZM198 70V71H197ZM220 70V69H219ZM246 70V71H247ZM186 71H188V70H186ZM190 71V73H192ZM252 71V70H251ZM254 71V70H253ZM211 72L209 71V73L211 74ZM255 72V71H254ZM150 73V74H149ZM182 73V72H181ZM180 73V74H181ZM205 73H206V75H205ZM215 73V72H214ZM222 74V72L220 71L219 72V78H220V76H221V74ZM227 72H225L224 73V70H223V74H225V75H227L226 74ZM244 73V72H243ZM180 74H178L177 76H181ZM213 74V73H212ZM211 74V75H212ZM204 75H205V77H207L208 75L211 77V78H213V80H215V81H217V85H213L212 86V88H210L209 87V90H208V86L207 85H205V84H203V78H204ZM184 76V78H187L186 77V74L185 75H183ZM217 76V78H218V74L216 75ZM230 76V75H229ZM132 77V78H131ZM209 77V78H210ZM131 78V79H130ZM189 78V79H190ZM209 78H207V81L208 82H210V81H213V80H210ZM224 78H223V80H224ZM206 79V78H205ZM210 81H209V80ZM234 79H233V81H234ZM149 80H150V82H154L155 84H154V86L155 87H150V85H148V84H150L149 83ZM221 80V79H220ZM146 81V82H145ZM172 81V80H171ZM226 81V82H225ZM232 81V82H233ZM173 82H175V81H173ZM179 82V83H180ZM223 81L221 80V84H223V83H226V84H228V81L227 80H224V82L222 83ZM148 83V84H147ZM176 83V82H175ZM211 83V82H210ZM213 84V83H212ZM158 85V86H157ZM224 85V84H223ZM172 86H174V85H172ZM222 86V85H221ZM175 87V86H174ZM174 90V89H173ZM180 91H178L179 92V94L180 93H182V92H180ZM170 92V91H169ZM175 92H177V91H175ZM217 92V93H218ZM211 93V94H210ZM256 93V92H255ZM184 94H187L188 96H186V95H184ZM219 94V93H218ZM184 97H183V96ZM216 95V94H215ZM186 96V97H185ZM192 98H191V97ZM218 96V95H217ZM176 96H174V98H175ZM240 102L241 103H243V99H244V96L241 94L240 96ZM249 97L250 96H248V97H246L245 99H244V103L247 105V107L248 108H254L255 109V107H254V103L252 102V100L251 99H249ZM185 98H191V100L193 101H191V100H186ZM243 98V99H242ZM175 101V104H178V103H176L177 101L179 102V100H177V99H174ZM177 100V101H176ZM216 100H218V99H216ZM213 101H215V100H213ZM181 102H183V101H181ZM181 102H179V103H181ZM247 102V103H246ZM175 104H173V105H175ZM181 105V104H180ZM186 105H184V107L186 106ZM242 105V104H241ZM246 105H243V107H244V109H246L247 107H246ZM176 106V105H175ZM181 106H183V105H181ZM212 106V107H211ZM223 106V107H222ZM184 107H180V109H181V111H182V108H184ZM191 107H193V106H191V104L189 105V107H185V108H188V110L187 109H185L184 108V111H182V113H184L183 115H181V112H177V111H180V110H175V109H177L176 107L174 108L173 107V112L175 111V112H177L178 113V115H179V113H180V117H181V119H180V122H179V124L180 125H178L179 127H178V131H180L181 130V132L180 133H182L181 134V136L182 135H184V137L182 136V137H180L181 139H183V141L185 140V138L186 137H189V136H185V134H187L188 133V130L187 129H189L190 130V127H189V125H186V120H185V117H186V115H188L189 116V114H192V113H194L193 115H190L189 117H192V118H196L197 116H195V115H197L198 114V117H200L201 118V116H202V114H200V113H198V112H200V111H195L194 110V108H191ZM189 108H191L192 110H193V112L191 111V109H189ZM185 110H186V112L188 111V113L189 114H187L186 112H185ZM256 110V109H255ZM191 111V112H190ZM196 112V113H195ZM145 114V113H144ZM173 114V113H172ZM200 115V116H199ZM171 116V115H170ZM187 116V117H188ZM189 117H188V119H189ZM197 117V118H198ZM208 117V118H207ZM160 118V117H159ZM174 118V117H173ZM175 118H179L178 116H175ZM157 119V118H156ZM171 119H172V117H171ZM191 119V118H190ZM175 120V119H174ZM177 120V119H176ZM179 120V119H178ZM177 120V121H178ZM196 120V119H195ZM202 120H204V119H202ZM198 119H197V123H198ZM205 121V120H204ZM127 123V122H126ZM188 124V123H187ZM222 124L221 125H219V126H222ZM191 125V124H190ZM200 125V122L198 123V127H200L199 126ZM176 126H177V123H176ZM197 126V125H196ZM186 127V128H185ZM192 127V126H191ZM242 127H245V124L244 125H242L241 126V128ZM193 128H195V127H192V130L191 131H193ZM186 129V130H185ZM197 128H195V130H196ZM243 129V128H242ZM147 130V129H146ZM159 130H160V126L158 125L157 127H156V129H155V131L156 132H159ZM173 129L171 128V131H172ZM174 131V130H173ZM186 131H187V133H186ZM191 131H190V133H191ZM202 131V130H201ZM261 131H262V129H261ZM130 132L132 133V130H130ZM183 133H185V134H183ZM190 133H189V135H190ZM195 133V132H194ZM212 134H214V132H211ZM164 134V133H163ZM176 134V133H175ZM193 136L191 137L192 139H195L196 137L194 136V134H193V132L191 133ZM196 135H197V133H195ZM173 135V134H172ZM188 135V134H187ZM208 135H211L210 133L208 134ZM191 136V135H190ZM199 136V138H200V136L201 135H198ZM159 137H160V139H159ZM167 137V136H166ZM176 137H178V138H175L176 139V141H177V139H179V136H176ZM174 139V140H175ZM180 139V142L181 143H183V144H181L179 141V143L181 144V145H183L184 147H185V145L184 144H188V143H186V142H183L182 140ZM189 139V138H188ZM187 139V141H189V145H190V143H191V141H194V140H188ZM196 139H198V138H196ZM158 140H160V141H158ZM170 141V142H176V141ZM234 141V140H233ZM232 141V142H233ZM169 141H167V139L165 140V138L164 137H162V136H158V137H154V139H153V141L151 142L152 144H154L153 146H156L155 147V149H159V150H155V149H152L153 150V152H152V154H157V153H160V152H167L168 154H170V155H172L171 153L173 152V150L175 149V148H173V146H170L169 145V143H168ZM175 143V146H176V144L177 145H179V143ZM195 142H197V141H195ZM193 144V143H192ZM172 145V144H171ZM169 146V147H168ZM191 146V145H190ZM149 148H151V144H150V147ZM189 148V147H188ZM191 148V147H190ZM172 149V150H171ZM178 150V149H177ZM179 150L181 151V153H182V150H183V153H184V148H182L181 149V147H179ZM188 150V149H187ZM189 151V150H188ZM175 153L176 152H179V151H174ZM187 151H186V149H185V153H186ZM166 153V154H167ZM184 153V154H185ZM133 155H134V153H133ZM139 155V154H138ZM169 155V156H170ZM140 156V155H139ZM152 156H154V155H152ZM161 156V155H160ZM163 156L164 155H162L161 156V158L160 159H162L163 158ZM173 156H175V155H173ZM177 156H178V154H177ZM175 157V158H179V156L178 157ZM180 156H181V154H180ZM183 156V155H182ZM185 156V155H184ZM142 157V156H141ZM149 157V156H148ZM157 157H158V155H157ZM171 157L172 156H170L169 158V160L168 161H162L161 160V162L162 163H157V164H160V165H156V163H155V165L156 166H162V165H164L163 164V162H165V164L166 163H168L169 161H172V159H171ZM154 158V157H153ZM174 158V159H175ZM183 158V157H182ZM144 159H148L147 157H145ZM150 159V158H149ZM157 159V158H156ZM166 159H168V158H166ZM173 159V160H174ZM135 160V159H134ZM141 160H142V158H141ZM179 160V159H178ZM177 160V161H178ZM153 161H155V160H153ZM148 162V161H147ZM147 162H145V163H147ZM156 162V161H155ZM151 163V162H150ZM154 163V162H153ZM174 163V162H173ZM173 163H169V164H173ZM144 164V163H143ZM162 164V165H161ZM233 165H235L234 163H232ZM152 166H151V170H155V169H158L157 171H159V169H161L160 167L158 168V167H156V168H154L153 167V164H151ZM168 165V164H167ZM167 165H166V167H167ZM143 166V165H142ZM145 167H148V163H147V166H145ZM166 167H164V168H166ZM225 167H227V164H226V166ZM139 169L137 170L136 169V171H134V170H132V179H133V184L134 185H138V186H140V181H141V179H143L142 177H143V173L140 171V167H138ZM154 168V169H153ZM251 169H252V167H250ZM141 169H145V168H143V167H141ZM147 169V168H146ZM145 169V170H146ZM151 170H149V171H151ZM142 171H144V170H142ZM161 171H163V170H161ZM161 171H159V172H161ZM146 172H148V171H145V174H146ZM159 172H157V173H159ZM252 172H254V171H252ZM155 173V171H153L151 174H149V176H150V180H148V181H151V180H153V179H151L152 177H154V178H158L159 177V175H157L156 173ZM250 173V172H249ZM154 174V175H153ZM151 175H152V177H151ZM155 175H157V176H155ZM213 175V178L214 179H217V180H220V182H221V184H224V182H227V172L226 173H223V171H222V173L219 171V169H217V170H215L214 171V173L212 174ZM229 175L230 176H232V175H234V174H232V173H230L229 172ZM148 176V177H149ZM188 176V174H185L183 171H181V174H180V180L181 181H187V180H190V178H189V176L191 177V178H193V175L192 174H190L189 176H188V178L187 179H185L186 177ZM216 176H217V178H216ZM149 179V178H148ZM157 180L158 179H156V182H157ZM152 182V181H151ZM136 183V184H135ZM155 183V182H154ZM153 182L152 183H149V185H151V184H154ZM136 185V186H137ZM142 185H144V184H142ZM146 185H148V184H145L144 185V187L146 186ZM189 185L191 186L192 184H190L189 183ZM150 187V186H149ZM137 188V187H136ZM139 188V187H138ZM145 188H147V187H145ZM138 190V189H137ZM139 190H141V189H139ZM187 190V189H186ZM194 190V189H193ZM192 190V191H193ZM141 191H144V190H141ZM195 191H197V190H195ZM195 191H193V192H191V190L189 191L190 192V196L192 195H194V193H195ZM198 191H200V190H198ZM207 191V190H206ZM220 191V190H219ZM219 191L218 192H216L215 194H217V193H219ZM204 192H205V190H204ZM209 192V191H208ZM192 193V194H191ZM196 193H198V192H196ZM195 193V194H196ZM222 193H225V191H223ZM226 193H230V192H226ZM225 193V194H226ZM199 194V193H198ZM198 194H196L197 196H199ZM201 194V193H200ZM212 194V193H211ZM221 194V193H220ZM233 194V196H231ZM163 195H166V194H163ZM189 195H187V196H189ZM206 195V194H205ZM210 195V194H209ZM223 196H224V194H222ZM228 195H230L231 197L230 198H233V197H235L234 196V192H231L230 194H227V196ZM170 195H168V197H169ZM189 196V197H190ZM192 196H191V199H193V202L189 199V197H187V199H189V201H191V203H187V204H184V203H182L181 201H183V200H181L180 202L182 203V204H184V205H188V208H184L183 209V213H180V212H177V211H175V205H176V202H173V200L174 199H172L171 201L170 200H167V201H169V202H166L164 199V202L165 203H163L160 207H159V218L160 219H162V220H164V221H168V222H172V221H174V220H172V218L170 217V216H172V217H174L173 215H175V213L176 214H179L181 217H178V218H180L181 220H182V222H177V226L179 227V224H180V226H182V227H184L185 225H188L187 224V219H188V217L186 216L185 217V215L184 214H187V213H185L186 211L189 213V211H192V209H193V206H194V209L193 210H197V209H199V207H201V205H199V207L196 209L195 207L197 206V204L200 202V200L198 201L197 200V196H193V198H192ZM202 196H204V195H202ZM202 196L200 197L199 196V199H201L202 198ZM207 196V195H206ZM210 196H212V195H210ZM209 196V197H210ZM216 196H218V195H216ZM215 196V197H216ZM162 198H163V196H161ZM166 197H167V195H166ZM236 197H238V199L240 200L241 198L239 197V195L237 196L236 195ZM171 198H173L172 196H171ZM204 199H206V197H203ZM229 198V197H228ZM230 198H229V200H230ZM243 198V197H242ZM246 198V197H245ZM176 199H179V197L177 198L176 197ZM184 199V198H183ZM186 199V198H185ZM184 199V200H185ZM217 199V198H216ZM220 199V198H219ZM235 199V198H234ZM237 199V198H236ZM11 200H13V201H15L14 199H11ZM133 200V201H132ZM201 200H203V199H201ZM239 200H238V202H239ZM131 203L132 204H130V206L131 207H133V209L134 210H136V211H139V212H142V211H145L146 210V207L148 206V204H149V201L146 199H144V200H139V198H138V200H136V199H131ZM162 201V200H161ZM160 201V199H159V202H161ZM209 201H211V200H209ZM207 202V200H205L204 202H206L207 204H209L210 205V203L211 202ZM235 201V200H234ZM241 201H244V199L243 200H241ZM249 201V200H248ZM248 201H244V203L245 202H248ZM171 202V203H170ZM214 202V201H213ZM223 202V201H222ZM224 202H226V201H224ZM237 202V203H238ZM10 204H12V205H14L13 204V202H9ZM178 203V202H177ZM180 203V204H181ZM231 203H234L233 202V200H232V202ZM240 203V202H239ZM248 203H250V206H252L251 204H253V202H251V201H249ZM175 204V205H174ZM180 204H177V205H180ZM200 204H205V203H200ZM196 205V206H195ZM213 205V204H212ZM181 206L182 205H180V208H181ZM189 206H191V208L189 207ZM203 206H205V205H203ZM255 207H256V205H254ZM258 206V208H261L259 205H257ZM0 210H2L3 211V208H2V206L0 205ZM179 207V206H178ZM187 207V206H186ZM243 207V206H242ZM203 208H206V207H203ZM203 208H200L201 209V212H202V210H203ZM249 208V207H248ZM199 209V210H200ZM262 209V208H261ZM260 209V210H261ZM198 210V211H199ZM205 210V209H204ZM206 210H207V208H206ZM209 211H211V210H209ZM257 212V211H256ZM10 214H12V212H9ZM145 213V212H144ZM171 213H173V215H171ZM250 213V212H249ZM14 214H16V212H13V216L12 217H15V218H18V219H16V221H14V220H11L12 218L9 216V218H7V216H5V215H3L1 212H0V264H48V261L46 262L45 260H46V257H43V259L41 258V255L42 254H40V253H38L37 252V248H39V249H41L42 251H43V249L42 248H49V246H47L50 242H49V240L48 239H51V236H52V234H51V232L50 231H48L50 228H48L47 226L46 227H44L43 225H41L40 224V221H39V219L41 220V222L42 223H44V222H50L51 221V223L53 222V223H55V221H56V219H57V215H54L53 213L49 216H47L48 218H43V216H41V218H39L38 216H36V215H34V216H36V218H31V220H32V222L30 221L29 222V220L27 221V218H23L22 217V214H17V215H14ZM202 214V213H201ZM252 214V213H251ZM262 214H263V212H262ZM254 215V214H253ZM256 216V215H255ZM250 217H253V216H248L247 218H242L241 220H232V221H230V220H228V221H223V222H220V223H209V224H206V222H194L195 223V230H193V229H188V227L186 226V230H192L193 232H191L192 233V235L195 237L194 239L195 240H197V241H200V240H205V241H208V243L211 245V246H213L214 248H217L218 249V251H219V253H220V255H223V256H227V257H231V258H235V259H237V261L239 262V263H241V264H264V239H263V232H260L258 229H256L255 228V226H254V222H251V218ZM206 218V217H205ZM239 218V217H238ZM256 218H258V217H256ZM264 218V217H263ZM46 221H45V220ZM180 221V220H179ZM254 221H257V220H254ZM176 222V221H175ZM189 222H190V220H189ZM184 225V226H183ZM191 226V225H190ZM14 227H16L17 229L16 230H14V231H16L17 233H18V235H17V233H11V231H9V229H12V228H14ZM192 227V226H191ZM190 227V228H191ZM55 228V227H54ZM51 230V229H50ZM228 231H230V233L231 234H233V236H231L230 237V235H228L229 233H228ZM197 232H199V233H197ZM110 233V238L111 239H113V240H115V239H117V241H118V236H117V234L116 233H114V232H109ZM220 233H223V234H225V235H220ZM59 234V233H58ZM195 234H199V236H197V235H195ZM201 234V235H200ZM51 235V236H50ZM54 235V234H53ZM55 237V236H54ZM59 237H60V234H59ZM63 238V237H62ZM37 239L39 240V242L37 241ZM100 239L101 240H103V238H102V236H100ZM31 240H33V241H37V242H35L34 244H32V245H30V246H32V247H27V249L25 248L26 246H27V244H28V242H30ZM60 241V239L59 238H57V240L55 241V242H59ZM103 241H105V240H103ZM117 241L115 242V243H117ZM262 241V242H261ZM32 242V241H31ZM47 244V245H46ZM53 244L55 245V243L53 242ZM118 244V243H117ZM51 245V244H50ZM105 245V244H104ZM52 246V245H51ZM74 244L72 243V249L70 248L68 251H66V252H64V256L62 257H60V258H57V259H55L54 260V258H51L50 260L53 262L52 264H78V261H77V259L75 258V259H73V257H72V254L73 255H75L76 253V251H75V248H74ZM85 246H86V244H85ZM119 246V245H118ZM53 247V246H52ZM56 249H58L57 247H55ZM61 248V247H60ZM37 249V250H36ZM62 249H65V248H62ZM121 249V248H120ZM120 249H119V247H118V253H120ZM83 251H84V258L85 259H89V251L88 250H84V249H82ZM86 251H87V253L88 254H86ZM55 254H56V256H57V251L56 252H54ZM59 253H60V250H59ZM59 253H58V256H59ZM135 253H137V252H133V253H131L127 258L130 260L131 258H132V256L135 254ZM44 254H46V253H44ZM173 256H176V258H179L178 256V254H177V252L176 251H173V250H165V249H160V254L159 255H157L154 259H151V261H149V260H147V259H145L144 257H142L141 255L139 256H137L136 258H134L133 259V262H127V261H125V260H122V262L120 263V264H138V263H134V262H137L138 261V259H140L139 260V262H140V264H158V263H160V264H178V262H176V261H174L173 260ZM173 257V258H172ZM50 258V257H49ZM45 259V260H44ZM53 259V260H52ZM55 261V262H54ZM131 261V260H130ZM85 264H89V262L87 261V263H85ZM91 264V263H90Z\"/></svg>",
    "mask_w": 264,
    "mask_h": 264
}]
</instances>
